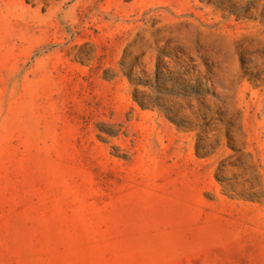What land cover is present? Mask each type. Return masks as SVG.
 Instances as JSON below:
<instances>
[{
	"label": "rangeland",
	"instance_id": "rangeland-1",
	"mask_svg": "<svg viewBox=\"0 0 264 264\" xmlns=\"http://www.w3.org/2000/svg\"><path fill=\"white\" fill-rule=\"evenodd\" d=\"M0 264H264V0H0Z\"/></svg>",
	"mask_w": 264,
	"mask_h": 264
}]
</instances>
